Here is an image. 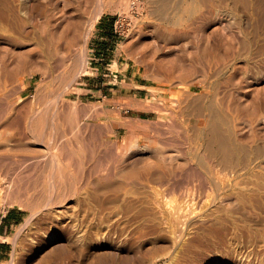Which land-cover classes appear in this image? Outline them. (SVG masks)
<instances>
[{"label": "rangeland", "instance_id": "rangeland-1", "mask_svg": "<svg viewBox=\"0 0 264 264\" xmlns=\"http://www.w3.org/2000/svg\"><path fill=\"white\" fill-rule=\"evenodd\" d=\"M24 1L27 3H25ZM146 1V9L142 13H138L137 10L133 11V9L126 11L128 5L127 3L130 2V0H88V2H86L83 6V9L74 10L76 13H74L73 15L71 14V16H74V18H77L79 14H84L85 20L92 19L98 12L101 14L100 18L96 21L90 33V36L85 45V49L84 46L81 45L76 52L77 55H75L74 53L73 56L70 55L67 59H65L69 61L64 64L57 63L58 61L56 62V60H52L51 58L44 57L40 54L39 56L35 55L32 59V62L29 63V65L26 67V69L28 70H25V73L21 72L22 74L19 73V76H17L18 74L7 76L5 75V73H3L4 71H2L4 70L3 67H5V59L7 61L6 63L9 64L14 61L13 58L15 53L26 51L28 49H31V47H43L42 44L36 43L37 38L41 33V29H39L42 22L41 20H43L44 14L47 9L51 10L54 6H62L64 0H0V102L3 101L0 103V132L3 131V129H7L4 126H6L7 124H11L9 123L10 119L16 122L14 125H18L16 127L12 124V126H14L12 130L10 128L11 126L9 125L8 129L11 132H9L7 129L9 133L6 130V132L3 131L5 132L4 134H1L2 132L0 133V157L8 155L6 156V159H10L11 161H13L12 159H14L18 165H16V162H11V169L14 172L10 169V174L15 175L16 173H19L18 170L22 171V165H25L26 163H28L29 165L30 162L28 160H33L34 163L41 162L46 164L45 169L42 167L43 169L40 168L39 170H37L38 172H34V176L36 177L38 176L40 171V174L42 173L41 176L39 174L41 179H47V177H49V174H52V170L58 173L60 171V164L58 163L54 167L51 166L52 156L50 152L45 148V143L49 144L50 142V140L48 139L50 137H53L55 133H58L60 137L59 141L63 142V140L66 139L64 137H68L69 139L71 137L72 144L76 142L75 144H73L74 150L76 149L74 151L75 160L73 166H71V169L69 168L68 171L70 173L75 172L76 174L71 173V175L78 177L76 175L79 171L80 164H83L84 162V164L87 163V165L88 163H93L94 157L92 156H94V151H96V153H99L100 150L106 148L107 146H112V144L115 142V139L113 138L122 140L127 135L126 133H124V127L122 125V123L126 121L125 118L128 120L130 119L134 124H137L138 122L141 124L147 123L146 127H149L150 135L143 136L141 143H152L153 146V150L150 149V151L148 150L146 152L136 150L134 147L130 148L131 145L129 143L127 145L130 146L121 145L118 148L112 147V150L109 154V162L107 163H109L108 165L111 164V167L113 168L112 172L115 173L113 174L112 181L109 184H106L105 187L103 186L105 184L104 182H101L103 184V187L101 186L100 182L95 185L96 187L94 186V188H98L99 190L96 189L95 191V189L91 187L93 188L92 190H94L95 193L97 191V193H101L100 196L102 197L101 198L99 196V198L98 194H96L97 196H95L94 200L91 201L92 204L95 203L93 205H91L90 202L84 204L83 206L77 204L76 194L78 193L77 187L79 183L77 182L76 178L74 179V181L72 180V186H70L71 189L68 187V189L66 190V196L64 194L59 196V193L57 194L53 191L52 192L54 194L52 193V195L49 196V193L51 192L50 184L46 185V183H44V186L42 185L41 188V185L38 186V190L36 192L37 198L39 199L42 197L44 201H46L44 203L43 199H39L41 201V203H39V200H37L36 198L35 201H33V204L35 203V207L37 205V211L36 209H34L35 212H32L34 211L32 208L25 207V203H20V201L18 202V200L17 202L16 200L14 201L13 197L11 199L10 195H8V197V193L6 191H4V194L0 193V226L2 218H4V216L10 211L15 212L18 217L15 222H12L11 225L8 226L6 232L0 235V264H23L24 262V264H86V262L87 264H264V0H241V2L239 0L236 3L237 6L234 5L232 0H226V2L228 3L226 6L218 4L216 0H214L215 2L211 1L212 3L200 2L201 9L195 16H193V18L190 15L189 17L188 13L184 15V18L187 19L185 22V29L188 28L192 32L188 30L189 37L182 42H179L181 46L179 48L177 47V43L175 45V43L173 42H166L165 39H163V36H161L162 34H164L162 32L164 30L163 28L165 23L162 20L164 19L162 15L157 12V2L159 0ZM103 6L105 8L102 11ZM151 8L153 9L151 10ZM16 11L17 13L19 12V14L15 13ZM171 11L172 10H170L169 12ZM120 14H127L132 19V28L128 32V34L124 36L118 35L115 31V20ZM201 27H203L204 29H202ZM157 29L161 30L162 32L159 33L160 31ZM196 29L198 30L196 31ZM198 31L200 34H198ZM27 32H29L30 34ZM195 32H197V35ZM201 33H204V37L202 39L200 38ZM220 33H222V35H219ZM187 40H189L190 42H188ZM19 42L21 43L19 44ZM189 43L191 44L189 45ZM185 45H187V47H185ZM158 46L160 47L158 48ZM198 46H202V49H200ZM82 47L84 50L82 49ZM192 47L194 50L192 49ZM182 49L187 52L184 53ZM190 49H192L191 52ZM195 50L198 52L192 54V52H195ZM199 50H201L202 52ZM206 50L208 53H204V51ZM81 51H83V53ZM178 51H180V53ZM181 51L183 52L181 53ZM81 54H84L85 58ZM98 54L99 56L103 57V59L94 60V58H96ZM190 54L192 55V57L190 56ZM83 58L87 61L85 71H83V73L76 80L70 81L71 77L68 73L70 71V68H73V65L75 69L81 67ZM195 59H197V61ZM180 60H184L185 62L187 61L186 63H183V61H181L184 67L183 65H181ZM36 61L38 63H36ZM52 61L54 63H52ZM75 61L77 62L75 63ZM71 62L75 63L76 66ZM168 62L169 64H167ZM69 65H71V67ZM185 65H188L189 69L193 68V71L186 68ZM187 70L189 71L187 72ZM29 72H32L34 74H29ZM185 72L188 73V75H186ZM212 72H214V74ZM20 74L21 77L23 74H26V78H21ZM1 75L3 78L1 77ZM188 77H191L192 79H189ZM202 77L204 80L202 79ZM256 77H259V84L258 82L257 84L254 83L253 89L248 90L249 92L245 94L246 96L243 95L241 99L238 93H236L238 92V89L234 88H238V83L236 82L235 84L234 81L243 78L246 81L252 82ZM176 78L178 80H176ZM230 78L233 79V82L230 81L232 80ZM10 80L11 82H9ZM205 82L215 83L217 85V89L219 86V96L222 100L221 109L223 108L222 113L225 114L224 112H227V114L224 115L225 118L227 116H230L229 118H227L230 126H232L234 129L236 126H238L237 132H239V135L236 134V132L234 134L235 137L233 138V146L235 147L234 151L238 153L234 152V160L232 158L229 162H226H231L228 165L226 163H222L221 161L219 164V158L217 157H211L209 154H207V157L206 155H204L206 154L204 144H200L202 142L200 141L199 143V141L194 138L195 132L193 131L194 128L192 127V125L195 122L194 118L197 117L195 115L196 113L188 112V114H186L187 116L185 115L188 118L187 119L183 115L185 112H181L180 109H178L179 107L173 99V97L175 96H181L182 91H188L189 89L187 86L190 85L192 86V94L196 93L195 95H197L199 94V92L204 93L207 87L203 86V84L201 83ZM1 86H4V89H2ZM257 88H261V90H258ZM3 90H5V92ZM177 91L179 93L181 92L180 95ZM253 91L255 94L253 93ZM256 91L257 93H259L258 95ZM6 94L8 95V97H6ZM145 98H149V100H151V106H148L147 104L146 107H142V109H136L131 105L133 99L144 100ZM158 103H161L162 107L160 104L158 108ZM227 103L230 105L227 106ZM153 104L157 107H154ZM174 104L177 107L174 106ZM252 104L255 105L253 106ZM11 106H13L14 108ZM226 106L228 108L230 107L231 109H228ZM224 107H226V110L224 109ZM169 109H171L172 111H170ZM69 110L70 113H73L74 115L72 114L70 116V113L68 114ZM160 110L164 111L165 113V116L162 119L163 123L162 120L161 123H157ZM66 113L68 114L67 117L64 116L66 115ZM68 116H70L69 121ZM139 118H141L142 120H140ZM151 121L155 122V124ZM190 121L192 123H189ZM70 122L72 124H70ZM150 122L153 125H151ZM169 122L171 125H169ZM107 124L109 126H107ZM150 126L152 128H150ZM156 126L157 128H155ZM158 126H160V128L162 129L158 130ZM15 128H20L19 131L23 132V136L19 131L16 130V132ZM32 128L35 132H39L40 130V132L42 131L44 133V137L40 138L42 141L34 136L35 134L31 132ZM183 129L186 130L184 131ZM57 130H61L60 133ZM116 131H118V134L117 137H114V133H116ZM15 133H17L16 139L14 138L16 136L14 135ZM251 134L253 135L251 136ZM93 135H95L99 139ZM240 138L243 140H241ZM82 139L84 140L82 141ZM168 139L170 140L168 141ZM154 140L155 142L156 140H162L166 144H164L162 141L161 144H159V141L157 142V144L154 142ZM79 143H82L81 147L84 150L82 148H79ZM196 143L198 145H196ZM154 144H156L157 146ZM241 144L245 145L246 149H240V147H243ZM76 145L78 147H76ZM165 145H168L166 149ZM4 148L6 149V151L4 150ZM56 149H54V151ZM77 149L79 151H77ZM161 149L164 153L161 152ZM134 150L136 151L134 152ZM157 150L159 152H157ZM4 151L5 153H2ZM57 151L59 152V149H57L56 152ZM170 151L173 152L172 155L170 154ZM154 152H156L157 154ZM189 152L191 154H193L194 152L195 153L191 155ZM198 152H201L203 155H200L201 153L196 154ZM165 153L166 156L164 155ZM35 154L36 156H39L36 157ZM195 154L197 156H195ZM77 155H81L82 157ZM174 155L178 160H173ZM41 156L42 158H40ZM209 156L211 158H209L210 160L207 159ZM199 157L201 158V160L202 158L203 160L207 159L204 161L202 160L203 165L206 164V167L201 166L200 163L202 162H200ZM15 158H17L18 161ZM26 158L28 159L25 160ZM214 158H217L216 160L218 162ZM80 159L81 161H79ZM89 159L92 163L88 161ZM212 159H214V161ZM33 161L30 164H34ZM134 162H137L138 164L136 163L133 166ZM145 162L147 165L145 164ZM147 162L149 163L150 167L153 166L154 168H149ZM163 162L165 165L162 164ZM233 163H236V166ZM158 164L160 165V167ZM75 165H77V168L74 167ZM186 166L189 167L187 168ZM14 167L15 169H18L17 172L15 169H13ZM72 167L76 168L75 171L74 168L72 170ZM23 169H25V167ZM126 169H128L129 171ZM124 170H126V172ZM131 170H134V172H132ZM1 171L0 174L5 175V169H3L2 171L3 173H1ZM101 171L102 169L100 171H97L95 173V177L100 176L103 172ZM123 171L125 176H123ZM163 171L166 172L164 174H166V178L168 179V181L165 184H159L156 180L160 178V175L163 173ZM131 172L134 173L132 176L129 175L132 174ZM170 172L172 173V177ZM118 173H120L121 176H119ZM164 174L161 175V177L165 178ZM151 175L153 178L151 177ZM75 180L77 183L75 182ZM150 180H152L151 185H154L155 183V185L160 189L159 195H161H158V199H161L157 202L159 205H157L156 202L154 203L152 201L153 196L149 191L151 189H149ZM98 184L101 187H99ZM159 185H161L162 187L160 186V188ZM144 187H146V190ZM103 188L104 190L107 188L105 192ZM34 190L35 188L31 190L30 193H33ZM39 191H41V193L44 192V194H42L43 196L38 193ZM45 194L49 197L50 200L48 199V197L45 198ZM53 195H55V197ZM115 195L116 197H114ZM148 195H151L150 198L152 200L148 198ZM68 196L69 198H67ZM105 196H107L108 198H105ZM63 197H66L67 199L65 198L63 202L57 203L58 201L56 199L59 198L60 201V198L62 199ZM97 198L99 199L96 201L95 199ZM52 199H55L57 201H55L57 204H53L54 201ZM112 200L115 204L113 202H110ZM132 200H134V203ZM50 201L52 202V204H50ZM145 201L147 202L145 203ZM187 202L189 205L187 204ZM183 203L186 204V206ZM77 205L79 206L77 207ZM180 205L181 207H179ZM183 205L184 209L182 207ZM87 206L91 207L92 209L88 208ZM119 206L122 207L120 208ZM79 207L85 208L84 210L82 208V213H84V211H87V213L85 212V217L89 216L88 218L85 219L84 215L80 213L81 211H77ZM116 207H118L117 211L119 212L114 213ZM130 207L132 209H130ZM100 208L102 209V211ZM122 208L123 210H121ZM93 209H95V212ZM91 210H93L94 213H97V215L94 214ZM124 210L128 211L125 212ZM170 211L171 213L173 212L172 217ZM30 213H32L33 218H31L27 222L26 219L28 217H31ZM71 213L73 215H71ZM93 214L97 217H95L96 219L94 218ZM98 214L100 215L98 216ZM101 214H105L106 216L108 214V216L110 215V218H108L107 216L106 220L105 218L103 219L105 222H102V220L99 219L102 216ZM78 216H82L85 222H87L86 220H89L90 217L91 219L93 218L95 220H92V224L96 222L95 226L93 224V228H95L91 230L93 231V233L90 232L91 234L89 233L88 227H84L86 232L84 233L86 234V236L88 233L90 234H88L87 237L85 236V234L84 236H80L81 238L77 236L78 231L75 230L77 229L75 227V223L76 220L80 219L78 218ZM107 218L109 221L107 220ZM64 219L66 221H64ZM98 219L100 222L98 221ZM38 225L40 227H38ZM137 230L140 231L138 232ZM39 231L41 234L39 233ZM97 232L99 233L97 234ZM37 234L40 237H38ZM74 236H77L79 240H77V237H75L74 239ZM31 237H33L34 239L32 238L33 240H31ZM82 237L84 239H87L82 240ZM27 238H30V240H28ZM72 239L77 242L72 244L73 250L71 249V251L74 252L75 245L81 248L75 253H72L70 249L67 250V247H69L68 241L73 242L74 240L72 241ZM35 240L38 243H36ZM16 241L20 246L21 252L24 251L26 247H28V244L31 243V241L34 242L33 244H36V248L33 254L26 260H22L23 263L22 261H19L21 259L20 253L17 254L18 257L16 256L15 260H12V251L15 247ZM24 241H28V243ZM81 241L83 242V246L81 244ZM3 244H5V247L3 246ZM69 251L72 254L70 253V255H68ZM38 256L40 257V260L42 258L40 262H37V260L35 259ZM94 256H96V258ZM45 259H47L48 261Z\"/></svg>", "mask_w": 264, "mask_h": 264}, {"label": "bare ground", "instance_id": "bare-ground-1", "mask_svg": "<svg viewBox=\"0 0 264 264\" xmlns=\"http://www.w3.org/2000/svg\"><path fill=\"white\" fill-rule=\"evenodd\" d=\"M27 1V0H26ZM52 1V0H51ZM125 1H127V0H125ZM129 1V0H128ZM211 1H214V0H159L158 2H157V12L158 13H160L161 15H162V17L164 18V19H162L163 20V22L165 23V25H164V30H163V32L161 31V30H159V29H157V30H159L158 32L159 33H164V34H162L161 36H163V39H165V41L167 42V41H169L170 43L171 42H173V43H175V45H176V43L178 44V48L179 47H181L180 46V44H179V42H182L183 40H185V39H187L189 36V31H191V30H189L188 28H186L185 29V22H186V20L187 19H185L184 18V15L185 14H187L188 13V16L190 15V16H192V18H193V16H195L197 13H198V11L201 9V6H200V2H206V3H212ZM217 2H218V4H220V5H222V6H226L228 3L226 2V0H216ZM229 1V0H228ZM233 1V3H234V5H236V3H237V1H239V0H232ZM25 2V1H24ZM86 2H88V0H72V1H70V0H64V2H63V5L62 6H54L51 10H48L47 9V7H46V9H47V11L45 12V14H44V18H43V20H41L42 22H41V24H40V28L39 29H41V33H40V35H39V37L37 38V36H36V38H37V41H36V43L37 44H42V46L43 47H41V48H37V47H31V49H28V50H26V51H21V52H19V53H15L14 54V58H13V62H11V63H6L7 61H6V59H5V63H4V65H5V67H3V69L4 70H2V71H4L3 73H5V75H10V76H12V75H17V76H19V73H25V70H28V69H26V67L29 65V63H31L32 62V59L34 58V56L35 55H38L39 56V54L40 55H42V56H44V57H49V58H51L52 60L54 59V60H56V62L57 63H60V64H64V63H66L67 61H69V60H65V59H67L70 55L71 56H73V53L75 54V55H77L76 54V52L78 51V48L82 45V46H84V49H85V45H86V42H87V40H88V38H89V36H90V33H91V31H92V29H93V27H94V25H95V23H96V21L100 18V13L98 12V13H96L95 15H94V17L92 18V19H88V20H85V18H84V14H79L78 16H77V18H74V16H71V14L73 15L74 13H76L74 10H81V9H83V6L85 5V3ZM150 2H153V1H150ZM215 2V1H214ZM240 2H241V0H240ZM25 3H27V2H25ZM239 3V2H238ZM14 4V3H13ZM56 4V3H55ZM128 5H127V9H126V11L127 10H132L133 9V11L135 10H137L138 11V13H142L145 9H146V4H147V1L146 0H130V2H128L127 3ZM15 5V4H14ZM24 5V4H23ZM22 5V6H23ZM48 5V4H47ZM211 5V4H210ZM209 5V6H210ZM233 5V6H234ZM6 6V5H5ZM8 6V5H7ZM17 6V5H16ZM35 6V5H34ZM36 6H38V5H36ZM156 6V5H155ZM237 6V5H236ZM1 7V6H0ZM9 7H10V5H9ZM18 7V6H17ZM205 7V6H204ZM213 7V6H212ZM33 8V7H32ZM104 6H103V8H102V11L104 10ZM6 9V8H5ZM40 9V8H39ZM153 8H151V10H152ZM212 9V8H211ZM210 9V10H211ZM225 9V8H224ZM7 10V9H6ZM36 10V9H35ZM149 10V9H148ZM170 10H172L171 12H169ZM214 10V9H213ZM72 11H74V12H72ZM155 11V10H154ZM2 12V11H1ZM4 12V11H3ZM7 12V11H6ZM40 12V11H39ZM38 12V13H39ZM125 12V11H124ZM213 12V11H212ZM227 12V11H226ZM5 13V12H4ZM12 13V12H11ZM15 13H17V11L15 12ZM122 13V12H121ZM129 13V12H128ZM133 13V12H132ZM148 13V12H147ZM150 13V12H149ZM7 14V13H6ZM17 14H19V12L17 13ZM28 14V13H27ZM202 14V13H201ZM2 15V14H1ZM69 16V17H68ZM76 16V15H75ZM147 16V15H146ZM189 16V17H190ZM201 16V15H200ZM206 16V15H205ZM158 17V16H157ZM204 17V16H203ZM159 18V17H158ZM187 18V17H186ZM199 18V17H198ZM197 18V19H198ZM136 19V18H135ZM160 19V18H159ZM191 19V18H190ZM196 19V18H195ZM209 19V18H208ZM200 20V19H199ZM202 20V19H201ZM194 22V21H193ZM195 22H196V20H195ZM217 22V21H216ZM238 22V21H237ZM221 23V22H220ZM157 24V23H156ZM36 25V24H35ZM193 25V24H192ZM198 25V24H197ZM196 25V26H197ZM236 25V24H235ZM191 26V25H190ZM218 26H219V24H218ZM221 26V25H220ZM204 27H206V26H204ZM161 28H162V26H161ZM202 29H204L203 27H201ZM32 29V28H31ZM199 29V28H198ZM198 29H196V31L198 30ZM201 29V30H202ZM223 29H224V27H223ZM36 30V29H35ZM189 30V31H188ZM200 31V30H199ZM199 31H198V34H200L199 33ZM204 31H206V30H204ZM203 31V32H204ZM8 32V31H7ZM32 32V31H31ZM192 32V31H191ZM27 33H29V32H27ZM196 33V35H197V32H195ZM205 33V32H204ZM204 33H201V39L204 37ZM216 33V32H215ZM30 34V33H29ZM39 34V33H38ZM192 34V33H191ZM217 34V33H216ZM25 35V34H24ZM219 35H222V33H220ZM218 35V36H219ZM191 36V35H190ZM225 36V35H224ZM235 36V35H234ZM197 37V36H196ZM221 37V36H220ZM231 37V36H230ZM29 38V37H28ZM190 38H193V37H190ZM209 38H210V36H209ZM197 39H199V38H197ZM201 39H200V41H201ZM231 39V38H230ZM238 39V38H237ZM11 40V39H10ZM160 40V39H159ZM204 40V39H203ZM220 40H221V38H220ZM236 40V39H235ZM188 42H190L191 41V39H190V41L189 40H187ZM198 41V40H197ZM199 41V42H200ZM33 42V41H32ZM31 42V43H32ZM148 42V41H147ZM208 42V41H207ZM223 42V41H222ZM226 42V41H225ZM227 42H228V40H227ZM13 43H15V42H13ZM21 42H19V44H20ZM151 43H153V42H151ZM198 43V42H197ZM209 43V42H208ZM207 43V44H208ZM213 43V42H212ZM235 43V42H234ZM237 43V42H236ZM244 43V42H243ZM18 44V43H17ZM16 44V45H17ZM24 44H26V43H24ZM36 44V45H37ZM182 44V43H181ZM187 44V43H186ZM191 43H189V45H190ZM196 44V43H195ZM202 44V43H201ZM200 44V45H201ZM6 45V44H5ZM35 45V44H34ZM155 45V44H154ZM174 45V44H173ZM197 45V44H196ZM195 45V46H196ZM247 45V44H246ZM21 46V45H20ZM37 46H39V45H37ZM183 46V45H182ZM208 46V45H207ZM206 46V47H207ZM232 46H233V44H232ZM236 46V45H235ZM234 46V47H235ZM248 46V45H247ZM40 47V46H39ZM145 47H146V45H145ZM144 47V48H145ZM152 47V46H151ZM160 46H158V48H159ZM176 47V48H177ZM184 47V46H183ZM185 47H187V45H185ZM194 47V46H193ZM193 47H192V49H193ZM199 47V46H198ZM205 47V48H206ZM210 47V46H209ZM246 47V46H245ZM175 48V49H176ZM200 49H202V46H200L199 47ZM198 48V49H199ZM208 48V47H207ZM15 49V48H14ZM77 49V50H76ZM82 49H83V47H82ZM81 49V50H82ZM83 49V50H84ZM173 49H174V47H173ZM186 49V48H185ZM192 49H190V52H191V50ZM209 49V48H208ZM207 49V50H208ZM244 49V48H243ZM183 50V49H182ZM194 50V49H193ZM197 50V49H196ZM195 50V52L193 51L192 52V54H194V53H196V52H198V51H196ZM207 50L206 51H204V53L205 52H207ZM231 50V49H230ZM229 50V51H230ZM160 51V50H159ZM184 51V50H183ZM183 51H181V53L183 52ZM199 51H201V50H199ZM209 51V50H208ZM9 52H11V51H9ZM82 53H83V51H81ZM173 52V51H172ZM179 53H180V51H178ZM187 52V51H186ZM185 51H184V53H186ZM202 52V51H201ZM213 52V51H212ZM7 53V52H6ZM144 53V52H143ZM142 53V54H143ZM208 53V52H207ZM139 54V53H138ZM141 54V53H140ZM159 54H160V52H159ZM171 54V53H170ZM200 54V53H199ZM211 54V53H210ZM232 54V53H231ZM235 54V53H234ZM2 55H4V54H2ZM7 55H9V54H7ZM13 55V54H12ZM11 55V56H12ZM80 55V54H79ZM81 55H83V57H84V54H81ZM86 55V54H85ZM185 55V54H184ZM159 56V55H158ZM188 56V55H187ZM190 56L192 57V55L190 54ZM224 56V55H223ZM186 57V56H185ZM189 57V56H188ZM202 57V56H201ZM7 58V57H6ZM81 58H82V56H81ZM85 58V57H84ZM83 58V61H82V64H81V67H78V64H77V67L78 68H76L75 69V67H74V65H73V68H70V71L68 72L69 74H70V77H71V80L70 81H73V80H76L82 73H83V71H85V67H86V64H87V61L85 60ZM211 58V57H210ZM12 59V58H11ZM39 59V58H38ZM47 59V58H46ZM45 59V60H46ZM75 59V58H74ZM78 59V58H77ZM155 59V58H154ZM172 59V58H171ZM192 59V58H191ZM207 59V58H206ZM43 60V59H42ZM76 60V59H75ZM151 60V59H150ZM178 60H179V58H178ZM188 60V59H187ZM196 61H197V59H195ZM38 61V60H37ZM36 61V63H38ZM139 61V60H138ZM181 61H183V63H186L184 60H180V62ZM193 61V60H192ZM233 61V60H232ZM235 61V60H234ZM10 62V61H9ZM55 62V63H56ZM73 62V61H72ZM71 62V63H72ZM77 61H75V63H76ZM80 62H81V60H80ZM173 62V61H172ZM35 63V64H36ZM52 63H54L53 61H52ZM70 63V64H71ZM75 63H72V64H75ZM79 63V62H78ZM150 63V62H149ZM176 63V62H175ZM223 63V62H222ZM40 64V63H39ZM145 64H146V62H145ZM148 64V63H147ZM163 64V63H162ZM167 64H169V62L167 63ZM179 64V63H178ZM210 64V63H209ZM237 64V63H236ZM38 65V64H37ZM36 65V66H37ZM180 65V64H179ZM181 65H183L182 64V62H181ZM193 65V64H192ZM192 65H191V68H192ZM199 65V64H198ZM205 65V64H204ZM227 65V64H226ZM258 65H260V64H258ZM262 65V64H261ZM70 67H71V65H69ZM75 66H76V64H75ZM219 66V65H218ZM235 66V65H234ZM233 66V67H234ZM31 67H33V66H31ZM40 67V66H39ZM56 67V66H55ZM167 67H168V65H167ZM183 67H184V65H183ZM185 67L186 68H188V65H185ZM249 67V66H248ZM255 67H257V66H255ZM36 68V67H35ZM44 68V67H43ZM156 68V67H155ZM185 68V69H186ZM211 68V67H210ZM246 68V67H245ZM37 69V68H36ZM75 69V70H74ZM154 69V68H153ZM161 69V68H160ZM165 69V68H164ZM170 69V68H169ZM168 69V70H169ZM184 69V70H185ZM189 69V68H188ZM193 69V68H192ZM192 69H189V70H192ZM219 69V68H218ZM242 69V68H241ZM260 69V68H259ZM47 70V69H46ZM88 70V69H87ZM150 70V69H149ZM156 70V69H155ZM184 70H183V72H184ZM189 70H187V72L189 71ZM198 70V69H197ZM201 70V69H200ZM206 70V69H205ZM229 70V69H228ZM234 70V69H233ZM238 70V69H237ZM243 70H244V68H243ZM255 70H257V69H255ZM262 70H263V68H262ZM158 71V70H157ZM161 71V70H160ZM193 71V70H192ZM257 71H259V70H257ZM261 71V70H260ZM197 72V71H196ZM200 72H202V71H200ZM226 72V71H225ZM232 72H234V71H232ZM256 72V71H255ZM2 73V72H1ZM21 73V74H22ZM32 72H29V74H31ZM50 73V72H49ZM190 73V72H189ZM191 73H193V72H191ZM213 74H214V72H212ZM245 73V72H244ZM21 74H20V77H21ZM32 74H34V73H32ZM46 74V73H45ZM185 74L186 75H188V73H186L185 72ZM237 74V73H236ZM261 74V73H260ZM65 75V74H64ZM158 75V74H157ZM179 75V74H178ZM182 75V74H181ZM190 75V74H189ZM198 75V74H197ZM234 75V74H233ZM257 75V74H256ZM6 76V77H7ZM9 76V77H10ZM46 76V75H45ZM176 76V75H175ZM191 76V75H190ZM260 76V75H259ZM1 77H2V75H1ZM26 78V74H23L22 75V77L21 78ZM47 77V76H46ZM69 77V76H68ZM193 77V76H192ZM201 77V76H200ZM230 77V76H229ZM255 77V76H254ZM3 78V77H2ZM11 78V77H10ZM63 78H65V77H63ZM183 78V77H182ZM189 78V77H188ZM191 78V77H190ZM189 78V79H190ZM205 78V77H204ZM257 78V77H256ZM256 78H254L255 80H253L252 82L251 81H246L245 79H240V80H236V81H234L235 82V84H236V82L238 83V88L237 87H234L235 89H238V92H236V93H238V95H239V97L241 98V97H243V95H245L247 92H249L248 90H252L253 89V87H254V83L255 84H257V82H258V84H259V77L256 79ZM263 78V77H262ZM59 79V78H58ZM174 79V78H173ZM181 79V78H180ZM192 79V78H191ZM202 79H203V77H202ZM229 79V78H228ZM230 79H232V78H230ZM237 79H238V77H237ZM3 80V79H2ZM6 80H8V79H6ZM176 80H178L177 78H176ZM204 80V79H203ZM235 80V79H234ZM70 81H69V83H70ZM231 82H233V79L232 80H230ZM263 81V80H262ZM262 81H261V83H262ZM7 82V81H6ZM5 82V83H6ZM9 82H11V80L9 81ZM184 82H185V80H184ZM2 83V82H1ZM43 83V82H42ZM72 83V82H71ZM179 83V82H178ZM206 83V84H205ZM205 83H201V84H203V86H205V87H207L206 88V90H205V92L203 93V92H199V94H197V95H195V94H192L193 93V91L191 90L192 89V86L190 85V86H187L188 87V91H182V95L181 96H175V97H173V99H174V101L177 103V105H178V109H180V111L181 112H185L183 115L185 116L186 114H188V112L189 113H196L195 115L197 116V117H195L194 118V120H195V122L193 123V125H192V127L194 128V132H195V139H197L198 141H199V143H200V141L202 142V143H200V144H204V148H205V150H206V154H204V155H206V157H207V154H209L211 157H217V158H219L218 160H219V164H220V161L222 162V163H226V162H229L232 158H233V155L235 156V153H238V152H235L234 151V146H233V141H234V134L237 132V128H238V126H234L235 127V129L232 127V126H230V124L228 123V120H227V118H229L228 116L225 118V114H227V112L225 111L226 110V107L228 106V105H230V104H228L227 103V106L226 107H224V113L225 114H223L222 112H223V108L221 109V98H220V96H219V86H218V89H217V85L215 84V83H213V82H209V83H207V82H205ZM218 84V83H217ZM231 84H234V83H231ZM41 85V84H40ZM261 85V84H260ZM232 86H234V85H232ZM237 86V85H236ZM2 87V86H1ZM4 87V86H3ZM2 87V89H4ZM7 87V86H6ZM37 87V86H36ZM220 87H221V85H220ZM45 88V87H44ZM233 88V89H234ZM264 88V87H263ZM258 89V88H257ZM260 90H261V88H259ZM258 89V90H259ZM0 90H1V88H0ZM11 90V89H10ZM171 90V89H170ZM182 90V89H181ZM187 90V89H186ZM257 90V91H258ZM264 90V89H263ZM4 92H5V90H3ZM225 91V90H224ZM235 91V90H234ZM257 91H256V93H257ZM44 92V91H43ZM178 92V91H177ZM188 92V93H187ZM221 92V91H220ZM259 92H262V91H259ZM40 93V92H39ZM38 93V94H39ZM42 93V92H41ZM179 93V92H178ZM181 93V92H180ZM180 93H179V95H180ZM230 93V92H229ZM228 93V94H229ZM253 93H254V91H253ZM1 94H2V92H1ZM8 94H9V91H8ZM11 94V93H10ZM226 94V93H225ZM255 94V93H254ZM259 93H257V95H258ZM195 95V96H194ZM234 95V94H233ZM233 95H232V97H233ZM35 96V95H34ZM221 96H222V94H221ZM226 96H228V95H226ZM225 96V97H226ZM246 96V95H245ZM244 96V97H245ZM3 97V96H2ZM6 97H8V95L6 94ZM6 97H5V99H6ZM40 97V96H39ZM259 97H261V96H259ZM166 98V97H165ZM170 98H172V97H170ZM206 98V99H205ZM252 98H253V95H252ZM242 99V98H241ZM258 99V98H257ZM260 99H262V98H260ZM201 100V101H200ZM252 100V99H251ZM1 102H3V101H1ZM0 102V103H1ZM9 102V101H8ZM13 102V101H12ZM129 102V101H128ZM151 100H149V98H145L144 100L143 99H140V100H138V99H136V100H134L133 99V101H132V103H131V105L134 107V108H136V109H142V107H146V105L148 104V106L150 105H152L151 103ZM160 102V101H159ZM224 102V101H223ZM222 102V103H223ZM254 102V101H253ZM130 103V102H129ZM154 103V102H153ZM225 103V102H224ZM4 104V103H3ZM2 104V105H3ZM16 104V103H15ZM161 104V103H160ZM160 104L158 103V108H159V106H160ZM232 104V103H231ZM251 104V103H250ZM259 104V103H258ZM260 104H261V102H260ZM263 104V103H262ZM154 105V104H153ZM169 105V104H168ZM171 105V104H170ZM223 105H225V104H223ZM246 105V104H245ZM244 105V106H245ZM253 105V104H252ZM255 105V104H254ZM253 105V106H254ZM7 106V105H6ZM9 106V105H8ZM130 106V105H129ZM173 106V105H172ZM174 106H176L175 104H174ZM11 107H13V106H11ZM154 107H157V106H155L154 105ZM161 107H162V104H161ZM160 107V108H161ZM177 107V106H176ZM233 107H234V105H233ZM261 107H263V106H261ZM260 107V108H261ZM0 108H1V106H0ZM14 108V107H13ZM12 108V109H13ZM150 108V107H149ZM152 108V107H151ZM228 108V107H227ZM230 108V107H229ZM228 108V109H229ZM237 108V107H236ZM252 108V107H251ZM11 109V110H12ZM166 109H168V108H166ZM231 109V108H230ZM19 110V109H18ZM170 111H172L171 109H169ZM240 110V109H239ZM261 110V109H260ZM247 111H248V109H247ZM0 112H1V110H0ZM68 112V111H67ZM180 112V113H181ZM70 113V110H69V112H68V114ZM172 113V112H171ZM255 113V112H254ZM2 114H4V113H2ZM67 113H66V115H64V116H66L67 117V115H68ZM73 114V113H72ZM71 113H70V116L72 115ZM175 114V113H174ZM181 114V115H182ZM74 115V114H73ZM191 115V114H190ZM228 115H230V114H228ZM70 116H68V121H69V117ZM165 116V113H164V111H162V110H160L159 111V119H158V121H157V123L158 122H160L161 123V120L163 119V117ZM187 116V115H186ZM185 116V117H186ZM256 116V115H255ZM184 117V118H185ZM64 118V117H63ZM170 118V117H169ZM168 118V119H169ZM187 118V117H186ZM13 119V118H12ZM65 119V118H64ZM71 119H72V117H71ZM140 120H142L141 118H139ZM188 119V118H187ZM16 120V119H15ZM125 122H123L122 123V125H123V127H124V133H126L127 135L122 139V140H120V139H117V138H113V139H115V142L112 144V146H107L106 148H104V149H102V150H100L99 151V153H96V151H94L95 153H94V156H92V157H94V161H93V163L90 161V159L88 160V161H90L92 164H89L88 163V165H87V163L86 164H84L83 163V160H82V163L83 164H80V166H79V171H78V169H77V175L76 176H78V177H75L74 175H71V173L68 171V169L71 167V166H73V163H74V160H75V154H74V151L76 150H74V146H73V144H75V143H73L72 144V142H71V137H70V139L68 138V137H64V138H66V139H64L63 140V142H61V141H59V135H58V133H55L54 135H53V137H50L48 140H50V142H49V144L48 143H45V148H46V150L47 151H49L50 152V154H51V156H52V161H51V166H56L58 163L60 164L59 165V167H60V171L57 173V172H54V170H52L53 172H52V174L50 175L49 174V177H47V179L45 178V177H43V178H45V179H41V174H40V172H39V174H40V176H39V174H38V176L40 177H36V176H34L35 175V173H36V171L37 170H39L40 168H46L45 167V163H41V162H37V163H34V161L33 160H28L30 163H32V161H33V163L34 164H30L29 163V165H28V163H26L25 165H22V164H20V165H22V171L21 170H18V169H15V167L13 168V169H15L16 170V172H17V170L19 171V173H16L15 175H12V174H10V172H9V170L11 169V167H12V165H11V162H16L14 159H12V157H11V159L13 160V161H11L10 159H6V156H8V155H6V156H4V154H3V156L4 157H0V171H1V169L3 168V169H5V175H1L0 174V193H5L4 191H6L7 193V196L8 195H10L11 196V199H12V197H13V200L15 201L16 200V202H17V200H18V202L20 201V203H25V207H29V208H32L33 210L34 209H36V207H37V205H36V207H35V203L33 204V201H35V199L37 198V196H36V192H37V190H38V186H40V188L42 187V185L44 186V183H46V185H49L50 184V188H51V192L49 193V196L50 195H52V193L53 192H55V193H59V196H61V195H65L66 194V190L68 189V187L70 188V186H72V180L74 181V179L76 178L77 179V182L79 183L78 184V190H77V197H76V201H77V204H79L80 206H83L84 204H86V203H88V202H90L91 203V205H93V204H95V203H93L92 204V200H94V198H95V196H97L96 194H98V197L100 196V194L101 193H95V191H96V189H98V188H94V186L95 185H97V183L98 182H100V184H101V186L103 185L101 182H104L105 184L103 185L104 187H105V185L106 184H109L111 181H112V179H113V174L115 173V172H112V170H113V168L111 167V164L110 165H108L109 163H107V162H109V154H110V152H111V150H112V147H116V148H118L119 146H121V145H127L128 143L131 145H127V146H130V148L131 147H134L136 150H140V151H150V149H152L153 150V146H152V143H141V140H142V137L143 136H147V135H150L149 133V127H146L147 125V123H145V124H141V123H132V121L129 119H126L125 118ZM144 120V119H143ZM147 120V119H146ZM171 120V119H170ZM173 120V119H172ZM9 121V120H8ZM8 121H7V123H8ZM189 121V120H188ZM14 122V123H13ZM135 122V121H134ZM147 122V121H146ZM152 122V121H151ZM151 122H150V124H151ZM230 122H231V119H230ZM9 123H11V124H9L11 127V130L13 129V127L14 126H16V125H14L16 122L13 120H11L10 119V122ZM17 123H18V121H17ZM42 123V122H41ZM121 123V122H120ZM152 123H154L155 124V122H152ZM156 123V124H157ZM162 123H163V120H162ZM165 123V122H164ZM174 123V122H173ZM189 123H192L191 121L189 122ZM189 123H187V124H189ZM238 123V122H237ZM12 124L14 125V126H12ZM39 124V123H38ZM70 124H72L71 122H70ZM150 124H148V125H150ZM176 124V123H175ZM201 124V125H200ZM235 124V123H234ZM240 124V123H239ZM8 125V124H7ZM4 126L5 128H9V125L8 126ZM101 125V124H100ZM121 125V124H120ZM151 125H153V124H151ZM169 125H171L170 124V122H169ZM179 125V124H178ZM232 125V124H231ZM237 125V124H236ZM18 126V125H17ZM16 126V127H17ZM36 126V125H35ZM40 126V125H39ZM73 126V125H72ZM107 126H109L108 124H107ZM155 126V125H154ZM168 126V125H167ZM173 126H174V124H173ZM189 126V125H188ZM20 127V126H19ZM32 127V126H31ZM66 127H67V124H66ZM85 127V126H84ZM100 127H102V126H100ZM122 127V128H123ZM159 128H158V130H160V129H162V128H160V126H158ZM181 127V126H180ZM230 127H232V128H230ZM3 128V127H2ZM30 128V127H29ZM38 128V127H37ZM58 128V127H57ZM98 128V127H97ZM109 128V127H108ZM150 128H152L151 126H150ZM155 128H157V126L155 127ZM154 128V129H155ZM170 128V127H169ZM7 129H3V131H7ZM20 129V128H19ZM19 129L18 128H15V131L17 130V131H19ZM79 129V128H78ZM167 129V128H166ZM191 129V128H190ZM232 129V130H231ZM46 130V129H45ZM63 130V129H62ZM80 130V129H79ZM79 130H78V132H79ZM102 130V129H101ZM157 130V129H156ZM184 130V129H183ZM186 130V129H185ZM184 130V131H185ZM3 131H1L0 133L1 134H4L5 132H3ZM8 131H9V129H8ZM7 131V132H8ZM14 131V130H13ZM16 131V132H17ZM58 131V130H57ZM61 131V130H60ZM60 131H58L59 133H60ZM82 131H84V130H82ZM96 131H98V130H96ZM190 131H192V130H190ZM9 132H11V131H9ZM8 132V133H9ZM21 134H22V136H23V132L22 131H19ZM31 132L32 133H34L33 135L34 136H36L37 138H39V140H41L40 138L42 137H44L43 135H44V133L41 131L40 132V130H39V132L38 131H34L33 130V128L31 129ZM48 132V131H47ZM87 132H88V130H87ZM93 132H94V130H93ZM159 132V131H158ZM157 132V133H158ZM240 132H241V130H240ZM255 132V131H254ZM253 132V133H254ZM14 133V132H13ZM12 133V134H13ZM19 133V134H20ZM29 133V132H28ZM83 133V132H82ZM90 133V132H89ZM100 133V132H99ZM155 133V132H154ZM239 132H237L236 134H238ZM25 134V133H24ZM79 134V133H78ZM117 134H118V131H116V133H114V137H117ZM156 134V133H155ZM8 135V134H7ZM6 135V136H7ZM11 135V134H10ZM14 135H16L14 138L16 139V137H17V133H15ZM29 135V134H28ZM64 135V134H63ZM86 135V134H85ZM88 135V134H87ZM92 135V134H91ZM163 135H164V133H163ZM194 135V134H193ZM239 135V134H238ZM241 135V134H240ZM253 134H251V136H252ZM4 136V135H3ZM5 136V137H6ZM9 136V135H8ZM7 136V137H8ZM25 136V135H24ZM32 136V135H31ZM66 136V135H65ZM74 136V135H73ZM93 136H95V135H93ZM136 136V137H135ZM158 136V135H157ZM162 136V135H161ZM237 136V135H236ZM243 136V135H242ZM33 137V136H32ZM76 137V136H75ZM78 137V136H77ZM91 137V136H90ZM96 137V136H95ZM94 137V138H95ZM135 137V138H134ZM153 137V136H152ZM160 137V136H159ZM169 137V136H168ZM167 137V138H168ZM193 137H192V139H193ZM241 137V136H240ZM9 138V137H8ZM19 138V137H18ZM35 138V137H34ZM96 138H98V137H96ZM155 138V137H154ZM249 138V137H248ZM45 139H47V138H45ZM77 139H79V138H77ZM99 139V138H98ZM194 139V140H195ZM241 139V138H240ZM37 140V139H36ZM38 140V141H39ZM84 139H82V141H83ZM96 140V139H95ZM167 140V139H166ZM165 140V141H166ZM170 139H168V141H169ZM241 140H243V139H241ZM42 141V140H41ZM103 141V140H102ZM159 141V144H161V141L160 140H158ZM157 140H156V142H155V140H154V142L155 143H157L158 142ZM171 141H172V138H171ZM198 141H196V142H198ZM58 142H61V143H58ZM78 142V141H77ZM89 142V141H88ZM150 142V141H149ZM153 142V143H154ZM163 142V141H162ZM244 142V141H243ZM96 143V142H95ZM164 144H166L165 142H163ZM162 143V144H163ZM237 143V142H236ZM235 143V144H236ZM245 143V142H244ZM81 144L82 143H79V145H80V147L79 148H82L81 147ZM84 144V143H83ZM104 144V143H103ZM158 144V143H157ZM163 144V145H164ZM168 144V143H167ZM86 145V144H85ZM100 145V144H99ZM154 145H156V144H154ZM163 145H162V147H163ZM175 145V144H174ZM177 145V144H176ZM196 145H198L197 143H196ZM242 145V144H241ZM241 145H239V146H241ZM1 146V145H0ZM24 146V145H23ZM26 146V145H25ZM31 146V145H30ZM101 146H102V144H101ZM122 146V147H123ZM157 146V145H156ZM159 146V145H158ZM161 146V145H160ZM166 146V145H165ZM168 146V145H167ZM167 146L165 147V149L167 148ZM201 146V145H200ZM203 146V145H202ZM243 147L241 148L240 147V149H243V148H245V145H242ZM17 147V146H16ZM27 147V146H26ZM54 147H58L57 149H59V152L57 151L56 152V148H54ZM76 147H78L77 145H76ZM86 147V146H85ZM88 147V146H87ZM105 147V146H104ZM180 147V146H179ZM198 147V146H197ZM12 148V147H11ZM11 148H9V149H11ZM24 148V147H23ZM29 148V147H28ZM32 148V147H31ZM89 148V147H88ZM103 148V147H102ZM133 148V149H134ZM156 148V147H155ZM172 148H173V145H172ZM171 148V149H172ZM177 148V147H176ZM183 148V147H182ZM200 148V147H199ZM21 149V148H20ZM34 149V148H33ZM54 149H56L55 151H54ZM83 149V148H82ZM100 149H101V147H100ZM163 149H164V147H163ZM170 149V148H169ZM198 149V148H197ZM196 149V150H197ZM238 149V148H237ZM246 149V148H245ZM4 150L6 151V149L4 148ZM13 150V149H12ZM84 150V149H83ZM95 150H97V149H95ZM136 150H134V152L136 151ZM152 150H151V152H152ZM159 150V149H158ZM157 150V152H159ZM180 150V149H179ZM192 150V149H191ZM195 150V149H194ZM199 150V149H198ZM5 151L4 152H2V153H5ZM7 151H8V149H7ZM32 151V150H31ZM77 151H79L78 149H77ZM90 151H91V149H90ZM166 151V150H165ZM177 151V150H176ZM187 151V150H186ZM84 152V151H83ZM161 152H163L162 151V149H161ZM171 152V151H170ZM191 152V151H190ZM189 152V153H190ZM204 152V151H203ZM235 152V153H234ZM245 152H247V151H245ZM8 153V152H7ZM19 153V152H18ZM22 153V152H21ZM81 153H82V150H81ZM81 153H79V154H81ZM88 153H89V150H88ZM92 153V152H91ZM114 153V152H113ZM123 153V152H122ZM154 153H156V152H154ZM154 153H153V156H154ZM164 153V152H163ZM176 153V152H175ZM195 153V152H194ZM193 153V154H194ZM199 153H201V152H198V153H196V154H199ZM205 153V152H204ZM31 154V153H30ZM38 154V153H37ZM41 154V153H40ZM126 154V153H125ZM139 154V153H138ZM150 154V153H149ZM157 154V153H156ZM162 154V153H161ZM167 154H168V152H167ZM171 155L173 154V152H171L170 153ZM187 154V153H186ZM191 154V153H190ZM193 154H191V155H193ZM195 154V156H197ZM245 154V153H244ZM10 155V154H9ZM33 155V154H32ZM43 155V154H42ZM84 155V154H83ZM92 155V154H91ZM91 155H89V156H91ZM119 155V154H118ZM122 155V154H121ZM143 155V154H142ZM160 155V154H159ZM165 156H166V153L164 154ZM200 155H203L202 153L200 154ZM2 156V155H1ZM24 156V155H23ZM26 156H27V154H26ZM35 156H36V154H35ZM39 156V155H38ZM38 156H36V157H38ZM77 156H81V155H77ZM117 156V155H116ZM137 156H139V155H137ZM141 156V155H140ZM152 156V155H151ZM175 156V155H174ZM174 156H173V160L174 159H176V156H175V158H174ZM210 156L207 158V159H209L210 158ZM25 157V156H24ZM33 157V156H32ZM82 157V156H81ZM120 157V156H119ZM142 157H144V156H142ZM158 157H160V156H158ZM162 157H163V155H162ZM178 157V156H177ZM200 157H203V156H200ZM199 157V159H200V162H202V160H203V158H202V160H201V158ZM205 157V156H204ZM205 157V158H206ZM14 158V157H13ZM23 158V157H22ZM21 158V159H22ZM40 158H42V156L40 157ZM77 158V157H76ZM84 158V157H83ZM86 158V157H85ZM89 158H91V157H89ZM124 158V157H123ZM138 158V157H137ZM139 158H141V157H139ZM172 158V157H171ZM216 158V159H217ZM242 158V157H241ZM15 159H17V158H15ZM24 159V158H23ZM28 158H26L25 160H27ZM158 159V158H157ZM161 159V158H160ZM165 159V158H164ZM195 159H197V158H195ZM207 159H204V160H207ZM211 159V158H210ZM209 159V160H210ZM215 159V158H214ZM214 159H212L213 161H214ZM215 159V160H216ZM238 159V158H237ZM24 160V161H25ZM39 160V159H38ZM87 160V159H86ZM131 160V159H130ZM137 160V159H136ZM172 160V159H171ZM176 160H178V159H176ZM203 160V161H204ZM233 160H234V158H233ZM17 161H18V159H17ZM27 161V162H28ZM40 161V160H39ZM77 161V160H76ZM79 161H81V159L79 160ZM78 161V162H79ZM140 161V160H139ZM138 161V162H139ZM185 161V160H184ZM212 161V162H213ZM217 161V160H216ZM215 161V162H216ZM10 162V163H9ZM50 162V161H49ZM115 162V161H114ZM154 162V161H153ZM207 162V161H206ZM206 162H204V163H206ZM214 162V163H215ZM218 162V161H217ZM19 163H20V159H19ZM77 163V162H76ZM120 163V162H119ZM137 163V162H136ZM135 162L133 163V166L136 164ZM148 163V162H147ZM169 163V162H168ZM210 163V162H209ZM231 163V162H230ZM230 163H226L227 165L228 164H230ZM138 164V163H137ZM145 164H146V162H145ZM150 164H151V162H150ZM163 165H165L164 164V162L162 163ZM191 164V163H190ZM201 164V166H205L206 167V164H204L203 165V162L202 163H200ZM234 164V163H233ZM236 164V163H235ZM234 164V165H235ZM16 165H17V162H16ZM147 165V164H146ZM148 165H149V163H148ZM159 165V164H158ZM170 165V164H169ZM214 165H217V164H214ZM18 166V165H17ZM16 166V167H17ZM25 167V169H23L24 167ZM77 165H75L74 167H76ZM119 166V165H118ZM152 166V165H151ZM157 166V165H156ZM173 166V165H172ZM224 166H225V164H224ZM236 166V165H235ZM74 167H72V170H73V168ZM146 167V166H145ZM149 168H152V167H150V165L148 166ZM159 167H160V165H159ZM167 167V166H166ZM175 167V166H174ZM187 167V166H186ZM189 167V166H188ZM187 167V168H188ZM207 167H208V165H207ZM223 167V166H222ZM227 167V166H226ZM42 168V169H43ZM77 168V167H76ZM76 168H74V171H75V169ZM121 168V167H120ZM132 168V167H131ZM130 168V169H131ZM135 168V167H134ZM133 168V169H134ZM154 168V167H153ZM177 168V167H176ZM184 168V167H183ZM191 168V167H190ZM189 168V169H190ZM196 168V167H195ZM230 168V167H229ZM3 169H2V171H3ZM71 169V168H70ZM102 169V174L100 175V176H96L95 177V173L97 172V171H100ZM163 169V168H162ZM168 169V168H167ZM126 170H128V169H126ZM126 170H124L125 172H126ZM155 170V169H154ZM159 170V169H158ZM157 170V171H158ZM180 170V169H179ZM219 170V169H218ZM1 171V173H3ZM11 171H13L12 169H11ZM21 171V172H20ZM47 171V170H46ZM45 171V172H46ZM56 171H57V169H56ZM124 171H123V176H125L124 175ZM129 171V170H128ZM132 172H134V170H131ZM166 171V170H165ZM165 171H163V173L162 172H160V173H162L161 175H163L164 173H166ZM198 171V170H197ZM209 171V170H208ZM14 172V171H13ZM35 172V173H34ZM38 172V171H37ZM131 172V173H132ZM149 172V171H148ZM152 172V171H151ZM201 172V171H200ZM203 172V171H202ZM225 172V171H224ZM226 172H228V171H226ZM50 173H51V171H50ZM75 173V172H74ZM74 173H72V174H74ZM117 173V172H116ZM128 173V172H127ZM143 173V172H142ZM145 173V172H144ZM147 173V172H146ZM214 173V172H213ZM76 174V173H75ZM134 173H132V174H129V175H133ZM153 174V173H152ZM170 174H171V177H172V173L170 172ZM196 174V173H195ZM200 174V173H199ZM224 174V173H223ZM98 175V174H97ZM116 175V174H115ZM118 175L119 176H121L120 175V173H118ZM128 175V174H127ZM150 175V174H149ZM154 175V174H153ZM158 175V174H157ZM161 175H160V178H158L156 181L159 183V184H165L167 181H168V179L166 178V174H164L165 176V178L167 179H165V178H163V177H161ZM203 175V174H202ZM210 175V174H209ZM225 175V174H224ZM147 176V175H146ZM192 176V175H191ZM204 176V175H203ZM151 177H152V175H151ZM138 178H139V176H138ZM153 178V177H152ZM221 178V177H220ZM173 179V178H172ZM118 180V179H117ZM144 180V179H143ZM149 180V179H148ZM225 180V179H224ZM116 181V180H115ZM145 181V180H144ZM151 181L152 180H150V182H149V191L152 193V196H153V200L150 198V196L151 195H148L149 197V199H151L154 203L156 202V204L157 205H159L157 202L158 201H160V199L161 198H159L158 199V195H159V192H160V189L155 185V183H154V185H151ZM207 181V180H206ZM75 182H76V180H75ZM76 182V183H77ZM146 182V181H145ZM170 182H171V180H170ZM127 183V182H126ZM124 184V183H123ZM168 184V183H167ZM170 184V183H169ZM178 184V183H177ZM45 185V186H46ZM74 185V184H73ZM118 185V184H117ZM116 185V186H117ZM66 186H67V188H66ZM98 186H99V184H98ZM97 186V187H98ZM101 186H99V187H101ZM102 186V187H103ZM120 186V185H119ZM144 186V185H143ZM146 186H148V185H146ZM161 185H159V187H160ZM166 186H168V185H166ZM171 186V185H170ZM91 187H93L94 189H95V191L94 190H92L93 188H91ZM96 187V186H95ZM115 187V186H114ZM162 187V186H161ZM160 187V188H161ZM35 188V190L33 191V193H30L31 192V190H33ZM39 188V189H40ZM116 188V187H115ZM120 188V187H119ZM145 188V190H146V187H144ZM166 188H168V187H166ZM172 188V187H171ZM71 189V188H70ZM107 189V188H106ZM105 189V190H106ZM117 189V188H116ZM116 189H114V190H116ZM123 189V188H122ZM2 190V191H1ZM42 190V189H41ZM99 190V189H98ZM103 190H104V188H103ZM105 190H104V192H105ZM109 190V189H108ZM113 190V189H112ZM143 190V189H142ZM44 191V190H43ZM47 191V190H46ZM53 191V192H52ZM111 191V190H110ZM122 191V190H121ZM136 191V190H135ZM134 191V192H135ZM148 191V192H149ZM163 191V190H162ZM45 192V191H44ZM44 192H42L41 193V191H39L38 193H40L41 195L42 194H44ZM101 192H102V190H101ZM103 192V193H104ZM112 192V191H111ZM138 192V191H137ZM145 192V191H144ZM147 192V193H148ZM116 193H119V192H116ZM115 193V194H116ZM54 194V193H53ZM69 194H71V193H69ZM112 194V193H111ZM145 194V193H144ZM48 195V194H47ZM103 195V194H102ZM105 195H107V194H105ZM114 195V194H113ZM126 195V194H125ZM161 195V194H160ZM159 195V196H160ZM5 196V195H4ZM40 196V195H39ZM38 196V197H39ZM43 196V195H42ZM45 196V198L46 197H48V196H46V194L44 195ZM54 197H55V195H53ZM58 196V197H59ZM66 196V195H65ZM111 196V195H110ZM9 197V196H8ZM53 197V198H54ZM56 197H57V195H56ZM101 197V196H100ZM99 197V198H100ZM108 197H109V195H108ZM107 196H105V198H108ZM114 197H116V195L114 196ZM114 197H112V198H114ZM135 197V196H134ZM138 197V196H137ZM140 197V196H139ZM66 197H63L62 199L60 198V201H59V198L58 199H52L54 202H53V204H57V203H60V202H63V200L65 199ZM67 198H69V196L67 197ZM66 198V199H67ZM99 198H97V199H95L96 201L99 199ZM102 198V197H101ZM118 198V197H117ZM144 198V197H143ZM146 198H147V196H146ZM39 199H43L42 197L41 198H39ZM38 198H37V200H39ZM48 199H49V197H48ZM47 199V200H48ZM109 199H111V198H109ZM120 199V198H119ZM136 199V198H135ZM149 199H148V201H149ZM8 200V199H7ZM50 200V199H49ZM48 200V201H49ZM126 200V199H125ZM131 200V199H130ZM141 200V199H140ZM189 200V199H188ZM43 201H44V199H43ZM46 201V200H45ZM45 201H44V203H45ZM57 203H56V202ZM103 201H104V199H103ZM106 201V200H105ZM133 201V203H134V200H132ZM132 201H130V202H132ZM143 201V200H142ZM141 201V202H142ZM162 201V200H161ZM38 202V201H37ZM51 202V201H50ZM75 202V201H74ZM99 202H100V200H99ZM109 202V201H108ZM110 202H113V200L112 201H110ZM128 202V201H127ZM136 202V201H135ZM147 201H145V203H146ZM153 202H150V203H153ZM39 203H41V201L39 200ZM47 203V202H46ZM114 203V202H113ZM125 203V202H124ZM133 203H132V206H133ZM138 203V202H137ZM149 203V204H150ZM193 203V202H192ZM50 204H52V202L50 203ZM49 204V205H50ZM71 204V203H70ZM101 204V203H100ZM108 204V203H107ZM112 204V203H111ZM115 204V203H114ZM155 204V205H156ZM161 204H163V203H161ZM184 204V203H183ZM187 204H188V202H187ZM73 205V204H72ZM79 205H77V207L79 206ZM89 205V204H88ZM91 205H89V206H91ZM105 205V204H104ZM113 205V204H112ZM126 205V204H125ZM152 205V204H151ZM154 205V206H155ZM156 205V206H157ZM185 206H186V204H184ZM184 205L182 206L183 207V209H184ZM189 205V204H188ZM48 206V205H47ZM95 206V205H94ZM145 206V205H144ZM161 206V205H160ZM160 206H159V208H160ZM170 206V205H169ZM33 207H35V208H33ZM45 207V206H44ZM67 207V206H66ZM75 207V206H74ZM73 207V208H74ZM85 207V206H84ZM84 207H82L83 208V210L85 209ZM88 207V206H87ZM92 207V206H91ZM91 207H88V208H91ZM97 207V206H96ZM96 207H94V208H96ZM112 207V206H111ZM120 207V206H119ZM122 207V206H121ZM120 207V208H121ZM138 207V206H137ZM151 207V206H150ZM162 207H163V205H162ZM173 207V206H172ZM179 207H181V205L179 206ZM190 207V206H189ZM188 207V208H189ZM80 208V209H79ZM78 208V212H79V210L81 211L80 213H82V208L81 207H79ZM93 208V207H92ZM91 208V209H92ZM109 208V207H108ZM118 207H116L115 208V211H114V213H117V212H119V211H117L118 209H117ZM124 208V207H123ZM123 208L121 209V210H123ZM125 208H126V206H125ZM129 208V207H128ZM143 208V207H142ZM154 208V207H153ZM31 209V210H32ZM77 209V208H76ZM101 209V208H100ZM99 209V210H100ZM105 209V208H104ZM130 209H132L131 207H130ZM152 209V208H151ZM169 209V208H168ZM46 210V209H45ZM94 210V212H95V209H93ZM93 210H91L92 212H93ZM114 210V209H113ZM112 210V211H113ZM120 210V209H119ZM137 210V209H136ZM157 210V209H156ZM195 210V209H194ZM36 211H37V209H36ZM60 211V210H59ZM64 211H65V209H64ZM76 211V212H77ZM96 211H98V210H96ZM101 211H102V209H101ZM106 211V210H105ZM108 211H110V210H108ZM111 211V212H112ZM125 211V210H124ZM126 211H128V210H126ZM125 211V212H126ZM193 211V210H192ZM32 212H35V210L34 211H32ZM61 212H62V210H61ZM67 212H68V210H67ZM75 212V213H76ZM85 212L87 213V211H84V213H82V215H84V217L86 216L85 215ZM93 212V213H94ZM100 212V211H99ZM104 212V211H103ZM122 212V211H121ZM156 212H158V211H156ZM187 212H188V209H187ZM66 213V212H65ZM73 213V212H72ZM71 213V215H73ZM80 213H79V215H80ZM89 213V212H88ZM102 213V212H101ZM106 213V212H105ZM128 213V212H127ZM133 213V212H132ZM132 213H130V214H132ZM170 213H171V211H170ZM173 213V212H172ZM172 213H171V217H172ZM31 214V217H26L27 219H26V221L28 222L31 218H33V215H32V213H30ZM34 214V213H33ZM58 214V213H57ZM67 214V213H66ZM91 214V213H90ZM94 214H96L97 215V213H94ZM93 214V215H94ZM147 214V213H146ZM165 214V213H164ZM184 214V213H183ZM89 215V214H88ZM100 214H98V216H99ZM102 215V214H101ZM122 215V214H121ZM136 215H138V214H136ZM135 215V216H136ZM30 216V215H29ZM77 216V215H76ZM107 216H108V214H107ZM105 214L104 215H102L99 219H101L102 220V222L104 221L103 219L105 218V220H106V217H107ZM110 216V215H109ZM108 216V218H110ZM114 216V215H113ZM140 216V215H139ZM138 216V217H139ZM141 216H142V213H141ZM147 216V215H146ZM185 216V215H184ZM187 216V215H186ZM46 217V216H45ZM75 217V216H74ZM89 217V216H88ZM88 217H85V219L86 218H88ZM96 216L94 215V218H95ZM164 217V216H163ZM37 218V217H36ZM42 218V217H41ZM78 218H80V219H78V220H80V221H78V220H76V223H75V227L77 228V229H75L76 231H78V234H77V236H84V234L86 233L85 232V229H84V227L86 226V227H88V229H89V233L91 232V233H93V231H91L92 229H94L93 228V224H94V226H95V223H93L92 224V220H94L93 218L91 219V217L89 218V220H86L87 222H85V220H84V218L81 216H78ZM83 218V219H82ZM97 218V217H96ZM95 218V219H96ZM108 218H107V220H108ZM115 218H117V217H115ZM134 218V217H133ZM140 218V217H139ZM149 218H151V217H149ZM72 219V218H71ZM99 219H98V221H99ZM113 219V218H112ZM138 219V218H137ZM136 219V220H137ZM173 219V218H172ZM34 220V219H33ZM135 220V219H134ZM25 221V222H26ZM35 221V220H34ZM64 221H66L65 219H64ZM78 221V222H77ZM95 221V220H94ZM109 221V220H108ZM110 221H112V220H110ZM146 221V220H145ZM148 221V220H147ZM151 221V220H150ZM32 222V221H31ZM100 222V221H99ZM105 222V221H104ZM117 222V221H116ZM131 222H132V219H131ZM141 222V221H140ZM36 223V222H35ZM45 223V222H44ZM72 223V222H71ZM110 223V222H109ZM118 223V222H117ZM128 223H130V222H128ZM46 224V223H45ZM108 224V223H107ZM140 224V223H139ZM44 225V224H43ZM58 225H59V223H58ZM69 225V224H68ZM97 225V224H96ZM115 225V224H114ZM129 225V224H128ZM131 225V224H130ZM173 225V224H172ZM66 226H67V224H66ZM98 226V225H97ZM121 226V225H120ZM139 226V225H138ZM38 227H40L39 225H38ZM63 227V226H62ZM102 227V226H101ZM140 227V226H139ZM146 227V226H145ZM173 227V226H172ZM69 228V227H68ZM116 228V227H115ZM20 229V228H19ZM36 230V229H35ZM38 230V229H37ZM42 230V229H41ZM64 230V229H63ZM96 230V229H95ZM22 231V230H21ZM67 231V230H66ZM65 231V232H66ZM87 231V230H86ZM99 231V230H98ZM101 231H103V230H101ZM138 231V230H137ZM140 231V230H139ZM138 231V232H139ZM30 232V231H29ZM36 232V231H35ZM49 232V231H48ZM85 232V233H84ZM88 232V231H87ZM32 233V232H31ZM37 233V232H36ZM39 233H40V231H39ZM88 233V234H89ZM90 233V234H91ZM99 232H97V234H98ZM104 233H105V231H104ZM104 233H102V234H104ZM27 234V233H26ZM35 234V233H34ZM33 234V235H34ZM41 234V233H40ZM70 234V233H69ZM72 234V233H71ZM76 234V233H75ZM88 234H87V236H88ZM89 234V235H90ZM125 234V233H124ZM123 234V235H124ZM36 235V234H35ZM38 235V234H37ZM67 235V234H66ZM100 235V234H99ZM16 236V235H15ZM28 236V235H27ZM44 236V235H43ZM77 236H74L73 238L75 239V237H77ZM85 236H86V234H85ZM86 236V237H87ZM95 236V235H94ZM38 237H40L39 235H38ZM97 237V236H96ZM100 237V236H99ZM106 237V236H105ZM111 237V236H110ZM16 238V237H15ZM33 237H31V240H33L32 239ZM78 238V237H77ZM81 238V237H80ZM122 238V237H121ZM8 239V238H7ZM28 239V238H27ZM38 239V238H37ZM70 239V238H69ZM74 239H72V241L74 240ZM87 238H83L82 237V240H86ZM101 239V238H100ZM110 239V238H109ZM112 239V238H111ZM28 240H30V238L28 239ZM71 240V239H70ZM77 240H79V238L77 239ZM20 241V240H19ZM22 241V240H21ZM36 241V240H35ZM41 241H42V238H41ZM40 241V242H41ZM95 241V240H94ZM24 242H26V241H24ZM23 242V243H24ZM69 243V247H67L68 249L67 250H69L70 249V251H71V249H72V244H74V243H76L77 241H73V242H70V241H68ZM93 242V241H92ZM114 242V241H113ZM20 243V242H19ZM26 243H28V241L26 242ZM34 242H32L31 241V243H29L28 244V247H26L25 248V250L24 251H20V246L18 245V242L16 241L15 242V247H14V249H13V251H12V260H15L16 259V256H17V254H19L20 253V255H21V259L19 260V261H24V260H26L28 257H30L32 254H33V252H34V250H35V248H36V244H33ZM36 243H38L37 241H36ZM64 243V242H63ZM83 242L81 241V244H82ZM91 243V242H90ZM25 244V243H24ZM78 244V243H77ZM86 244V243H85ZM84 244V245H85ZM129 244V243H128ZM127 244V245H128ZM27 245V244H26ZM130 245V244H129ZM24 246V245H23ZM23 246H21V247H23ZM68 246V245H67ZM81 246V245H80ZM82 246H83V244H82ZM88 246V245H87ZM90 246V245H89ZM25 247V246H24ZM75 249H74V252H72V253H75V252H77V251H79L81 248L80 247H77V245H75V247H74ZM88 248V247H87ZM62 250V249H61ZM67 250H66V252H67ZM73 250V249H72ZM130 250V249H129ZM134 250V249H133ZM38 251V250H37ZM69 251V254L68 255H70V252ZM101 251V250H100ZM100 251H99V253H100ZM122 251V250H121ZM92 252V251H91ZM71 253V254H72ZM49 254V253H48ZM60 254V253H59ZM51 255V254H50ZM89 255V254H88ZM73 256V255H72ZM78 256H79V254H78ZM103 256H105V255H103ZM18 257V256H17ZM69 257V256H68ZM95 258H96V256H94ZM109 257V256H108ZM51 258V257H50ZM70 258V257H69ZM84 258V257H83ZM104 258V257H103ZM18 259V258H17ZM36 260H37V262H40L41 260H42V258H41V260H40V257L38 256V257H36L35 258ZM93 259V258H92ZM101 259V258H100ZM45 260H47V259H45ZM89 260V259H88ZM18 261V260H17ZM23 261H22V263H23ZM32 261V260H31ZM35 261V260H34ZM33 261V262H34ZM48 261V260H47ZM85 261V260H84ZM97 261H99V260H97ZM96 261V262H97ZM13 262V261H12ZM32 262V263H33ZM70 262V261H69ZM25 263V262H24ZM23 263V264H24ZM31 263V262H30ZM12 264V263H11ZM21 264V263H20ZM37 264V263H36ZM86 264H87V262H86ZM92 264V263H91ZM106 264V263H105Z\"/></svg>", "mask_w": 264, "mask_h": 264}, {"label": "built area", "instance_id": "built-area-1", "mask_svg": "<svg viewBox=\"0 0 264 264\" xmlns=\"http://www.w3.org/2000/svg\"><path fill=\"white\" fill-rule=\"evenodd\" d=\"M132 28V19L127 14H120L115 20V31L118 35L124 36Z\"/></svg>", "mask_w": 264, "mask_h": 264}, {"label": "crops", "instance_id": "crops-1", "mask_svg": "<svg viewBox=\"0 0 264 264\" xmlns=\"http://www.w3.org/2000/svg\"><path fill=\"white\" fill-rule=\"evenodd\" d=\"M99 59H103V57L99 56H96V58H94V60H99ZM17 214H15V212L13 211H10L8 214H6L4 216V218H2V222H1V226H0V235L2 233H5L6 232V229L8 228L9 225H11L12 222H15L17 220ZM3 246L5 247V244H3ZM2 248V247H1ZM1 252H2V249H1Z\"/></svg>", "mask_w": 264, "mask_h": 264}]
</instances>
